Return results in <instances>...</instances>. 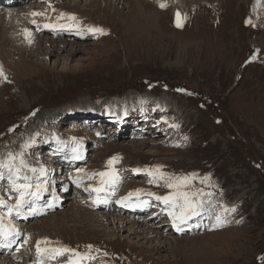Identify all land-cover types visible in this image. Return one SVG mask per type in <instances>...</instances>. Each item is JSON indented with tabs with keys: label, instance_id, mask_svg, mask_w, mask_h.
Here are the masks:
<instances>
[{
	"label": "rangeland",
	"instance_id": "1",
	"mask_svg": "<svg viewBox=\"0 0 264 264\" xmlns=\"http://www.w3.org/2000/svg\"><path fill=\"white\" fill-rule=\"evenodd\" d=\"M86 1L24 0L22 10L43 15L31 14L7 31L1 16L18 6L0 0V66L7 77H0V171L7 177L6 165L12 164L34 188L40 184L33 206L43 208L19 221L36 230L26 229L29 234L16 237L17 246L6 254L22 249L34 264H69L74 258L72 252L55 259L38 255L37 242L47 241L40 247L74 249L85 257L81 264H264V0H143L161 14L155 31L144 36L128 13L137 0ZM177 11L182 27L176 25ZM69 20L74 23L60 36L45 31L60 28L45 24ZM95 107L102 111L93 112ZM124 111L129 115L120 119ZM76 155L83 161L70 163ZM114 156L120 159L109 166ZM157 166L171 177L196 174L182 190L211 193L199 197L205 204L201 214H216L225 226L211 230L208 223L204 230L198 217L179 231L175 225L154 226L171 247L156 245L155 234L149 242L139 240L146 230L131 233L130 224L113 231L105 215L129 199L147 198L150 205L140 214L136 208L118 213L132 223L143 224L158 210L172 221L163 202L148 195L173 191L149 174ZM113 167L123 189L117 193L105 184L99 194L112 193L113 207L74 206L80 197L96 199L84 189L101 187L108 177L98 173ZM41 168L47 171L41 174ZM0 197L16 201L7 179L0 181ZM59 197L64 202L55 207Z\"/></svg>",
	"mask_w": 264,
	"mask_h": 264
},
{
	"label": "snow or ice",
	"instance_id": "2",
	"mask_svg": "<svg viewBox=\"0 0 264 264\" xmlns=\"http://www.w3.org/2000/svg\"><path fill=\"white\" fill-rule=\"evenodd\" d=\"M161 8L167 7V4L164 2H161L159 5ZM33 16L36 15H43V13H32ZM64 15H70L71 19L75 20L74 14H61V16ZM33 24L36 23L35 20L32 21ZM246 23L251 24V19H248ZM176 25L177 27H182V19H181V13L179 11L176 12ZM67 25L59 24V25H53V24H45L44 27H60L64 28ZM89 31L92 32H98L100 34H107L106 30L103 28H90ZM25 32L31 36V33L25 29ZM252 59H255V56L252 57ZM0 77H3L5 80L7 77L4 75L3 67L0 66ZM179 91H184L183 89H180ZM75 151V150H74ZM75 159H80L81 157L79 155L74 156ZM120 157L114 156L107 162L109 166H112L114 163L118 162ZM10 160H15V157H10ZM21 164H23V160L21 159ZM8 169V175L5 177L4 172L0 171V181H3L7 179L9 183V187L13 193L16 194V201L13 204H9L7 201H5L2 197H0V209H6L0 210V237H3L4 239H8L9 237H14L16 235H19V230L16 229L15 225L12 223V217L15 216H25L27 215H34L37 212V209L33 206L35 204L36 199H38V192L41 190V185L37 184L34 188V186L27 182L28 177L27 176H21V169L20 168H14L12 164L6 165ZM162 166H157L155 172H150V175H153L154 177L158 175L160 180L165 181V186L173 189V191L169 195H156L155 193H148L150 197H154L156 201H161L166 206V210L168 211V215L172 217L173 224L177 227V230L180 229L181 224L187 223L189 220H191L193 217L199 216L201 214V210L203 208L204 201L202 198L203 195L210 196L211 193H203V190H198L196 192H189L186 190H182L186 188L193 178H195L196 174H192L191 176H183V177H171L168 176V174L161 171ZM32 172H36L37 170L35 168L31 169ZM47 170L41 168L40 172L41 174H44ZM82 171V170H78ZM135 171H140V169H136ZM97 175V174H94ZM100 177H108V180H101V187L96 188H85V191H91L95 192L97 194L96 199L94 201L95 204L105 203L106 201L100 198V193L106 192V188L104 187L105 184L108 185V187L112 190H114L115 185L119 181V177L117 175V170L113 167L111 172H101L98 173ZM24 182H21V181ZM77 183V186H80L79 181H75ZM150 182H156L150 181ZM142 190H137V194L140 193ZM133 193H129L128 197L122 198V200L129 199ZM29 197H33L34 199H28ZM122 202V201H118ZM49 207H52L53 205L50 203L48 205ZM125 206H132L125 204ZM136 207H147L150 206L149 202L147 200L141 201L139 204L135 205ZM232 211H235V208L231 209ZM7 218L8 223L5 224V219ZM216 225L214 227L221 226L222 221L220 216L216 217ZM13 240H9V244L12 243ZM41 243H47V241H38L36 245L37 254L40 256H43L45 253L48 254V256L52 259H55L58 255H63L65 252H72L74 254V258L70 260L69 264H81V261L85 258L82 254L76 252L74 249H68V248H41ZM8 245L0 244V247H5ZM89 248L91 246H88ZM40 264H43V260L40 261Z\"/></svg>",
	"mask_w": 264,
	"mask_h": 264
},
{
	"label": "bare ground",
	"instance_id": "3",
	"mask_svg": "<svg viewBox=\"0 0 264 264\" xmlns=\"http://www.w3.org/2000/svg\"><path fill=\"white\" fill-rule=\"evenodd\" d=\"M87 1H89V0H87ZM87 1H86V3H87ZM138 1V6H136V4H130L129 3V12L128 13H132V15H134V17H135V20H136V25L133 27L134 29H137V31H138V29H140L141 31H140V35L141 36H144V35H146L147 33H149V32H153V31H155L154 29L156 28V25H157V23H158V19H157V15H161L160 14V12H158L157 10H155L153 7H152V5L151 4H149L148 2L146 3L145 1H143V0H137ZM136 1V2H137ZM162 1H165V0H162ZM169 1V0H168ZM198 1V0H197ZM24 1L22 0H14L11 4H14V5H16V6H18L17 8H15V9H11V11H7V12H5L4 14H3V16H1V19H2V23L3 24H5L6 25V30L7 31H9V29H7V26L8 25H10L11 23L12 24H16V25H20V24H22V22H23V20H25V21H27V20H29V16H31V12H29L28 10H30V9H23L22 10V8H21V4L23 3ZM90 2V1H89ZM121 1H119L118 3H120ZM134 2V1H133ZM90 3H92V2H90ZM132 3V2H131ZM50 6L51 7H55V6H57V3H54V2H52L51 4H50ZM59 6V5H58ZM61 7H64L65 5H60ZM192 6V5H191ZM223 9V8H222ZM160 11V10H159ZM162 11V10H161ZM166 11V10H165ZM22 13V15H20ZM163 13V12H162ZM157 14V15H156ZM185 14H187V13H185ZM14 15V16H13ZM186 17V16H185ZM190 18V17H189ZM188 18V19H189ZM186 21V20H185ZM187 21H189V20H187ZM52 22V21H51ZM66 23V25H69V24H71L72 23V21H66L65 22ZM39 24V22L37 23V25ZM21 26V25H20ZM187 26H188V24H187ZM16 27H19V26H16ZM158 27V26H157ZM47 33H50V34H53V36H60V34L64 31L63 30V28H52L51 30H45ZM63 33H66V32H63ZM2 35V34H1ZM131 35L132 34H129V38L131 37ZM20 38V37H19ZM21 39V38H20ZM14 41H16V40H14ZM23 41V40H22ZM6 42V41H5ZM34 42H35V39H33V41H31L30 42V44H34ZM48 42H50V41H48ZM53 43H55L54 41H52ZM20 43V42H19ZM29 43V42H28ZM38 43H39V41H38ZM51 43V42H50ZM18 44V43H17ZM25 44V43H24ZM27 45V44H26ZM14 46H16V43H15V45ZM13 46V47H14ZM16 48V47H15ZM52 50V49H51ZM28 53V52H27ZM25 54V53H24ZM78 113H80V112H78ZM82 113H86V111H83ZM114 113V112H113ZM81 114V113H80ZM107 114V113H106ZM104 115V114H103ZM108 115V114H107ZM106 115V120L107 119H109L108 117L109 116H107ZM118 116H119V118L120 119H124L125 118V115H124V113H119L118 114ZM113 118V117H112ZM115 118V117H114ZM99 119V118H98ZM109 121H111V120H109ZM87 122L88 121H85V124H87ZM75 123H78V122H75ZM90 123V122H89ZM119 129H116L115 130V132H116V134L118 135L119 134V132H117ZM125 130V129H124ZM104 134L101 136V137H103V138H106L107 136L105 135L106 134V130H104V132H103ZM122 133V132H121ZM97 137V136H96ZM102 138V139H103ZM95 139V138H94ZM99 142H101V143H103L102 141H97V144H99ZM45 156H46V153H45ZM73 160H76L77 162H81V159H75V158H72V160H71V162L70 163H72V161ZM68 177L67 176H64V179H67ZM71 178H73V176H71ZM123 189V187H116V192H119L120 190H122ZM129 190V187H126L125 188V191H128ZM142 193V192H141ZM143 200H147L148 201V199L147 198H144ZM76 201L78 202V203H76L74 206H79V207H81L83 210L85 209L86 210V208L87 207H90V208H92L91 210H93L94 211V207L95 206H97L98 204H95L94 203V201H95V199H91V198H85V200L83 199V198H77L76 199ZM105 203L103 204V207L105 208V209H110L111 207H112V205H111V203H112V197H111V195L110 194H107L106 196H105ZM64 201H63V198L62 197H59V199H58V202H57V204L55 205L56 207H58V206H60V205H62V203H63ZM128 202H132V200H129ZM119 203V207L120 208H124V210H132V207H135V208H140V207H136L135 205H137L138 203H137V201L133 204V203H124L123 201L122 202H118ZM88 204L90 205V206H88ZM125 204H128V205H132V206H125ZM205 205V204H204ZM83 206V207H82ZM86 207V208H85ZM147 208H149L148 206H147ZM81 209V210H82ZM88 210V209H87ZM40 211H42V209H37V212L36 213H38V212H40ZM121 210H119L118 212H116V213H114L113 215H110V216H108V215H105V217H107V221H108V223L110 224V225H112L113 226V228H112V230L113 231H118V232H121L122 230H126V229H123V227L124 226H126V225H128L129 226V224H130V230L131 231H129V232H133V231H141V230H143V229H145L146 230V233L147 234H145V236L144 235H142V236H140L139 235V240H145V242H149V240L148 239H150L152 236H157V237H155V243H156V245H158V246H163V245H167V246H170L171 247V244H170V242L168 243L167 241H168V238H166L167 236L166 235H164V236H162L163 234L162 233H160V232H158L157 231V229H155V228H153L154 226H156V225H167L168 223H166V218L164 217V214H166V213H162V212H160V211H158V212H152V215L151 216H149V218H147V220H149V221H143V224L141 223V222H131V219L129 218V217H123L122 215H119L118 213L120 212ZM136 212H138L139 214H140V212H142V211H139V210H137ZM74 213V212H73ZM91 213L94 215V213L95 212H92L91 211ZM138 213H136V214H138ZM97 214V213H96ZM99 214V213H98ZM35 215V214H34ZM34 215H27V217L25 218V216H20V219H17L16 217L17 216H13L12 217V223L15 225V227H16V229H18L19 230V235H16V236H14V237H9L8 239H4L3 237H0V244H5V245H8V246H5V247H0V264H34L33 262H32V259H33V256L32 255H25L24 254V252H23V250L22 249H19L18 250V254H16V255H13V256H8L6 253L7 252H5V251H7V250H12L15 246H17V243L15 242V238L16 237H18V236H20V235H22L23 233L24 234H29V232H33V231H35L36 229H35V226L32 224V226H29V227H26V225L25 224H21V223H19V221L20 220H27V219H30V218H33L34 217ZM92 215V216H93ZM117 215H119V216H117ZM115 216H117V217H115ZM134 216V215H133ZM139 216V215H138ZM203 216H205L206 217V220H208V221H204V219L202 218ZM218 216V215H217ZM216 214L214 215V217L211 219V218H209V214H208V211H206L205 209H204V213L203 214H200L199 216H198V219H201V220H199L200 222H201V225H202V227H204V230H206L207 229V227H208V223H209V229H211V230H214L215 229V227H214V222H217V221H215L216 220ZM78 217V216H77ZM43 219V220H42ZM42 219H40V220H42V224H43V226L45 225L46 226V231L47 232H49V231H52V230H50L51 228H50V223L48 222V219H44V218H42ZM95 219H96V217H95ZM39 220V221H40ZM161 222V223H160ZM88 223V222H87ZM149 223V224H148ZM105 224V223H104ZM103 224V225H104ZM147 224V225H146ZM169 225H173V223L172 222H169ZM187 226V225H186ZM225 226V219H224V222H223V224H221V226H219V227H224ZM217 228V227H216ZM29 230V232L27 231V230ZM148 229V230H147ZM127 230H129V229H127ZM163 230V232H165V233H169L168 234V236L169 235H172V232L171 231H169V230H165L164 231V229H162ZM185 230L187 231V230H189V227H186L185 228ZM194 230V229H193ZM112 231V232H113ZM42 234H45V233H42ZM41 234V235H42ZM155 234V235H154ZM46 235H47V233H46ZM40 237V236H39ZM127 237H130V235L129 236H126V238ZM9 240H13V242L12 243H10L9 244ZM143 244H145V243H143ZM187 247V246H186ZM161 248H163V247H161ZM187 249V248H186ZM3 252H5V255L4 254H1V253H3ZM64 255V254H63ZM63 255H61V257L63 256ZM91 260V259H90ZM35 264H40V262H37V263H35ZM48 264H52V263H48ZM57 264H63V262H61L60 260L57 262Z\"/></svg>",
	"mask_w": 264,
	"mask_h": 264
},
{
	"label": "trees",
	"instance_id": "4",
	"mask_svg": "<svg viewBox=\"0 0 264 264\" xmlns=\"http://www.w3.org/2000/svg\"><path fill=\"white\" fill-rule=\"evenodd\" d=\"M96 111H102V109H101L100 107H95V108L93 109V112H96Z\"/></svg>",
	"mask_w": 264,
	"mask_h": 264
}]
</instances>
